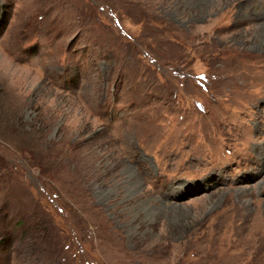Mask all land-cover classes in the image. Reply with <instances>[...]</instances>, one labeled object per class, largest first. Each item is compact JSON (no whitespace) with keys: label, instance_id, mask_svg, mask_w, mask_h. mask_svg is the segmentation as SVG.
<instances>
[{"label":"rangeland","instance_id":"374dc122","mask_svg":"<svg viewBox=\"0 0 264 264\" xmlns=\"http://www.w3.org/2000/svg\"><path fill=\"white\" fill-rule=\"evenodd\" d=\"M0 264H264V0H0Z\"/></svg>","mask_w":264,"mask_h":264},{"label":"bare ground","instance_id":"6f19581e","mask_svg":"<svg viewBox=\"0 0 264 264\" xmlns=\"http://www.w3.org/2000/svg\"><path fill=\"white\" fill-rule=\"evenodd\" d=\"M256 226V225H255ZM259 231V230H258Z\"/></svg>","mask_w":264,"mask_h":264}]
</instances>
